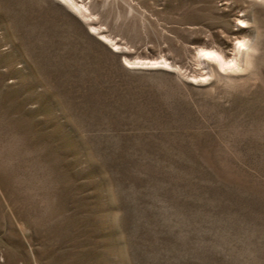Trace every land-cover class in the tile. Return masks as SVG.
<instances>
[{
    "label": "rangeland",
    "instance_id": "374dc122",
    "mask_svg": "<svg viewBox=\"0 0 264 264\" xmlns=\"http://www.w3.org/2000/svg\"><path fill=\"white\" fill-rule=\"evenodd\" d=\"M72 1L0 0V264H264V2Z\"/></svg>",
    "mask_w": 264,
    "mask_h": 264
},
{
    "label": "bare ground",
    "instance_id": "6f19581e",
    "mask_svg": "<svg viewBox=\"0 0 264 264\" xmlns=\"http://www.w3.org/2000/svg\"><path fill=\"white\" fill-rule=\"evenodd\" d=\"M63 1H65L68 4H70L72 7H76V4L72 0H63ZM77 8H78V11L81 12V8L80 7H77ZM242 44L243 43H240V45L237 47L238 51L241 50ZM205 54L208 55V56H212V57L222 61L221 56L218 53H216L215 51H206ZM222 63H224V62L222 61Z\"/></svg>",
    "mask_w": 264,
    "mask_h": 264
},
{
    "label": "snow or ice",
    "instance_id": "6c2138e0",
    "mask_svg": "<svg viewBox=\"0 0 264 264\" xmlns=\"http://www.w3.org/2000/svg\"><path fill=\"white\" fill-rule=\"evenodd\" d=\"M261 2H264V0H261Z\"/></svg>",
    "mask_w": 264,
    "mask_h": 264
}]
</instances>
